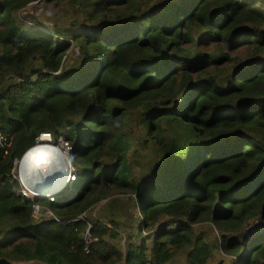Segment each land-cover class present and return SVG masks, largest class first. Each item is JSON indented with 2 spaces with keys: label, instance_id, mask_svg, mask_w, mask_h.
<instances>
[{
  "label": "trees",
  "instance_id": "obj_1",
  "mask_svg": "<svg viewBox=\"0 0 264 264\" xmlns=\"http://www.w3.org/2000/svg\"><path fill=\"white\" fill-rule=\"evenodd\" d=\"M33 1L0 0V264H264V0H57L49 30ZM41 132L75 154L53 200L12 174Z\"/></svg>",
  "mask_w": 264,
  "mask_h": 264
},
{
  "label": "rangeland",
  "instance_id": "obj_2",
  "mask_svg": "<svg viewBox=\"0 0 264 264\" xmlns=\"http://www.w3.org/2000/svg\"><path fill=\"white\" fill-rule=\"evenodd\" d=\"M61 9L62 8L57 5V0L56 1L51 0L50 2H45L44 0H36V1L29 3L28 5L23 7L21 10H19L18 15L24 23H27L29 25L35 24L39 27H42L44 30H49V28L53 29L56 21H57V24L60 25V24H62L63 19H67L66 17H63V16L65 13L69 12V9L62 11L61 12L62 16L59 14ZM71 16H73V15H71ZM77 52H78L77 48L73 47L70 50L69 55L71 57L76 56ZM238 52L241 54L242 57H245V54L247 53L245 51V48H239ZM60 139H61V136H53V142L60 140ZM60 141H62L64 143V141L62 139ZM145 152H146V150L143 149L142 153H145ZM148 160L149 159H147V161ZM48 168H47L46 174H41L39 172V171H41V169H38L36 171V173L33 175L32 183L34 185L35 191H38L40 193H41V191L48 193L50 191L56 190L57 187H58V190L61 189V191L59 193H61V192L64 193V191L65 192L68 191L71 188L70 181H72L71 180L72 174H68L62 167L57 166L55 164L54 165L49 164ZM12 174H13V177L15 178V180L17 181L16 190L18 193H21L23 195L26 194L27 197H30V198L37 197L36 195H33V193L30 191L26 192V190L21 186V184L19 183V181L16 178V172L14 171V169L12 171ZM67 174H68V179H70V181L64 182V178L65 179L67 178V177H65V176H67ZM41 180H43L44 182H42ZM42 183H47L52 188L49 191H47L45 188H43V189L39 188L40 186H42V187L44 186V184H42ZM59 195H61V194H59ZM101 203H103V202H101ZM97 207L98 206L93 208V210H91L90 213H95V210L97 209ZM38 208H39V212H38V214L34 215L35 219H38L40 217L46 218V217L52 216V213L49 212L48 210H46L45 208H42L41 206H39ZM169 223H170V221L168 222V224ZM255 223L258 224V222H255ZM197 226L199 227L200 224H198ZM147 233H148L147 231L144 232V234H147ZM208 233H209L208 234L209 239H212L213 237L217 238V233L215 230H212V232H211L208 229ZM126 237L127 236L125 234L122 236V240L120 242L121 244H123L124 239ZM87 240L89 242L91 241V239L89 237L87 238ZM218 242H219V240L216 242V245L218 244ZM236 262H237V258L235 256H233L232 254L224 253L220 249H215L212 252V254H211V256L208 259L206 264H236ZM172 264H185V261H184L182 255L178 254L176 259L174 260V262Z\"/></svg>",
  "mask_w": 264,
  "mask_h": 264
},
{
  "label": "clouds",
  "instance_id": "obj_3",
  "mask_svg": "<svg viewBox=\"0 0 264 264\" xmlns=\"http://www.w3.org/2000/svg\"><path fill=\"white\" fill-rule=\"evenodd\" d=\"M35 141L36 142H34V144L23 153L18 161L15 162L14 168V171L16 172V178L21 186L26 190V192L30 191L33 193V195H37L38 193L35 191L34 185L32 183V177L38 169H42V165L55 164L62 167L68 174H74L73 163L75 161V154L72 153L62 141L57 140L53 142V135L51 132H41L35 138ZM74 178L75 175L71 179L72 181L69 179L71 184L74 181ZM60 191L61 189L56 191L57 194L55 198L60 196L59 194H63L62 192L59 193ZM33 208V215L38 214V206L34 205Z\"/></svg>",
  "mask_w": 264,
  "mask_h": 264
},
{
  "label": "built area",
  "instance_id": "obj_4",
  "mask_svg": "<svg viewBox=\"0 0 264 264\" xmlns=\"http://www.w3.org/2000/svg\"><path fill=\"white\" fill-rule=\"evenodd\" d=\"M1 138H2V137L0 136V139H1ZM61 139L64 141V144L66 145V147L69 149L70 146H69V144L67 143V141L64 140V138H63L62 136H61ZM61 139H60V140H61ZM60 140H59V141H60ZM34 142H36V141L34 140ZM7 144H9V142H8ZM33 144H34V143H33ZM33 144H32V145H33ZM32 145H31V146H32ZM31 146H29L28 148H30ZM28 148H27V149H28ZM27 149H26V150H27ZM26 150H25V151H26ZM25 151H24V152H25ZM24 152H23V153H24ZM23 153H22V155H23ZM22 155H21V156H22ZM21 156H20V157H21ZM20 157H19V158H20ZM19 158H17V159L14 160V168H15V162L18 161ZM74 175H75V172H74V174H72V178H73ZM56 191H57V190H56ZM56 191L53 190V191H50V192H48V193H43V194L38 193L36 196H44V197H47L49 200H53V199L55 198L56 194H57ZM22 195H23V194H22ZM23 196H27V195L25 194V195H23ZM37 206H38V205H37ZM38 207H39V206H38ZM255 222H257V221L251 222L247 227H245V228L243 229V231H242V235H243V236H246V235H247V237H248V236L251 235L252 232H256V231H257V229H258V227H259V223L256 224Z\"/></svg>",
  "mask_w": 264,
  "mask_h": 264
},
{
  "label": "bare ground",
  "instance_id": "obj_5",
  "mask_svg": "<svg viewBox=\"0 0 264 264\" xmlns=\"http://www.w3.org/2000/svg\"><path fill=\"white\" fill-rule=\"evenodd\" d=\"M48 165L49 164H45V165H42L41 166V168L42 169H44V170H42L41 169V171H39L41 174H46L47 173V168H48ZM65 177H67L66 179L64 178V182H69V179H68V174H67V176H65ZM43 178V177H42ZM46 180V179H45ZM42 182H44L43 180H41ZM48 183V182H47ZM47 183H42V184H44V186L42 187V186H40L39 188H41V189H43V188H45L47 191H49L52 187L51 186H49ZM53 186V185H52ZM56 190H58V187L56 188ZM55 190V191H56ZM37 193H40V192H38V191H36ZM43 193H46V192H42L41 191V193L40 194H43Z\"/></svg>",
  "mask_w": 264,
  "mask_h": 264
}]
</instances>
